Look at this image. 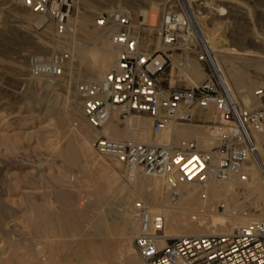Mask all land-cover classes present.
<instances>
[{"label":"rangeland","instance_id":"1","mask_svg":"<svg viewBox=\"0 0 264 264\" xmlns=\"http://www.w3.org/2000/svg\"><path fill=\"white\" fill-rule=\"evenodd\" d=\"M19 1L0 0V204L10 208L9 215L12 213L14 222L16 220L19 225L26 226L30 223L29 219H38L39 216L31 206L40 205L46 211L49 209L48 212L52 215L50 219L52 226L49 229L42 227V233L38 235L41 237L42 234H45L43 237L46 240L51 237V240L55 241L52 242L54 245L56 244L55 247L61 250L63 240L68 238L60 230V224L69 223L70 220L66 219L65 214L60 213L63 211V205L57 196L59 192H69L73 195L69 202L70 209L75 207V209H81L79 202H83L82 206L85 207L92 198L94 199L90 193L91 186L87 183L93 184L95 180L91 178H99L97 174L100 173L97 169L102 167L103 169L107 168V171H113L118 186L103 201L101 211L109 210L107 223L118 227L119 220L115 214L117 200L121 197L122 190L136 189L132 180L133 175L126 172L117 161L99 155L94 148V143L100 136L97 133L102 128L96 129L90 126L82 114V97L78 94L77 86L89 79L83 73L85 65L79 62L77 56H73V43L78 42L84 45L87 50H93L96 55L91 54L89 62L99 65L102 60L101 52L97 48L100 46V39L103 37L108 43H111L114 49L115 47L110 40L109 31L96 25L97 16L103 11L122 10L130 13L137 22L143 24L142 47L153 52L158 47L160 23L157 20L155 26L151 28L149 22L145 21L144 15L136 8L142 6L144 9L143 5L148 2L163 9L167 6L187 11L189 5L188 0H70L73 7L67 28L64 32H59L54 21L48 15H44L42 21L40 20L41 14L30 10L22 0V3ZM197 4L199 7H203L199 12L206 16L205 24L209 32L216 35L226 45L264 49V0H201ZM83 19L87 21L86 30L80 26ZM90 33L97 34V37H89ZM257 39L261 41L258 42ZM38 41L41 44H37ZM205 46L208 52L207 62L200 64L193 60L191 64L195 63L202 68L205 73L202 82L207 79V74H212L222 81L220 69L222 71L223 64L212 56L209 44L205 43ZM53 52H62L68 55L63 76L36 81L37 79L28 69V57L32 54L49 56ZM219 53L223 57V63L233 67L232 71H235L233 73L248 85L247 92L250 95L247 105H244L243 102H240L238 89L223 82L232 98L242 107H259L261 102L255 97V90L264 85V69H256L251 65L262 62L264 58L247 54ZM179 64V55L174 52L173 62L160 75L163 85L190 86V80ZM60 117L70 118L68 124L62 126ZM133 117L139 123L148 119L151 121L147 115ZM118 119L121 127H124L126 119ZM177 125L204 127L203 129L211 133L213 138L220 129L218 128L220 126L219 118L213 107L197 111L193 120ZM81 130L83 135L89 136V139L92 137L90 139L92 154L87 163L69 164L62 157V150L69 138L74 133L75 135L80 133ZM163 134H161L162 137H158L157 143L167 140V142L178 145L183 141H198L196 138L172 139ZM151 136L155 138L152 128ZM214 145H216L215 141L212 147ZM257 156L255 155V158L258 161L261 187L264 189V163L260 162ZM82 165L87 166L89 172ZM96 170L97 172H95ZM90 171L93 174H90ZM142 175L143 178L147 177L143 179V184L147 179L158 178ZM161 180L165 196L167 189L164 180L162 178ZM144 191V188L139 190V197L133 199L131 206L137 201H146L143 195ZM108 207L109 209H107ZM150 207L153 210L156 208L152 205ZM217 210L222 211L223 209L217 208ZM41 223L39 222L37 225L40 226ZM45 228L48 230H43ZM38 235H32L33 237L28 235L29 240L37 241ZM129 245L130 247L133 245V240L131 243H127V248L122 249L123 253L121 252L117 258L118 264H125ZM134 255L139 259L136 251H134Z\"/></svg>","mask_w":264,"mask_h":264},{"label":"built area","instance_id":"2","mask_svg":"<svg viewBox=\"0 0 264 264\" xmlns=\"http://www.w3.org/2000/svg\"><path fill=\"white\" fill-rule=\"evenodd\" d=\"M22 2L35 13L48 15L59 32L66 30L73 7L70 0ZM96 25L109 31L116 62L100 80L77 86L82 114L90 126L102 128L115 113L124 119L147 115L157 137L210 107L216 110L220 124L214 136L216 145L209 150L197 140L146 144L99 136L94 143L96 152L119 162L128 173L162 177L173 203L178 202L183 185L206 186L213 180L244 177L245 163L255 148L251 130L264 132V85L255 90L261 102L256 108L240 106L212 74L188 87L163 85L160 75L173 62L174 52L181 68L193 60L207 62L205 43L185 10L164 8L158 29L161 47L153 52L142 47L143 24L128 12L103 11ZM67 59L62 52L32 54L27 65L34 76L56 79L63 76ZM131 214L138 226L133 245L140 264H264V219L250 221L230 234L167 238L166 246L160 247L157 232L163 229L164 217L153 214L142 200L133 204Z\"/></svg>","mask_w":264,"mask_h":264},{"label":"bare ground","instance_id":"3","mask_svg":"<svg viewBox=\"0 0 264 264\" xmlns=\"http://www.w3.org/2000/svg\"><path fill=\"white\" fill-rule=\"evenodd\" d=\"M198 1L201 0H188L189 9H187V13L192 19L200 38H202L203 42L209 44L210 50L213 53L212 56L223 64V68L221 67L222 71L220 69L222 82H227L232 88L238 89V96L241 100L239 101L247 105L250 95L247 92V83L241 81L240 77L233 73V67L231 68L223 63V57L219 52L232 55L247 54L264 58V49L226 45L216 35H212L205 24L206 16L202 12H199L201 11L200 8L203 7H199ZM143 6L145 7L144 9H142V6L136 9L144 15L145 21L149 22L151 28L155 26L157 20L159 23L161 22L163 8L148 2H145ZM40 16V20H42L44 15ZM80 26L86 30L87 21L83 19L80 22ZM89 37H97V34L90 33ZM257 41L261 40L257 39ZM36 43L41 44L40 41ZM160 47V40H158L157 49ZM97 48L102 55L99 65L89 62L90 55L95 53L91 49V51L87 50L84 45L74 42V50H71L74 52L73 56H77L79 62L85 65L83 73L89 79L88 81L100 80L112 69L116 62V51L106 39L102 37L100 39V46ZM251 66L256 69H264V60ZM181 69H183V72L191 83L200 84L205 77L202 68L195 63H190L189 66ZM33 77L37 79L36 81L46 79L40 76ZM118 118V114L115 113L97 134L112 139L128 140L132 143L161 144L167 142V140H163L157 143L158 137L162 136L159 135L155 138L151 136L152 123L149 119L139 123L137 119L130 116L126 119L125 126L121 127ZM69 120L70 118L68 117H60V124L65 126ZM203 128L188 125L176 126L175 124L163 132V135L166 134L172 139L176 138L178 140L181 138H196L204 149L209 150L212 148L215 140L211 136V133H208ZM82 132L81 130L76 135L74 133L62 150V157L69 164L87 163L89 156L92 154L90 140L92 137L89 139V136L86 137ZM250 134L255 148L245 163L244 177H235L224 182L213 180L206 186L198 184L183 185L181 187L180 198L176 203L171 201L168 190L165 193L166 195H163L162 177L153 180L147 179L146 183L143 184V179L147 178H143V173L141 174L139 171L130 173L133 175L132 180L136 189L122 190V195L117 200L115 207V214L119 220L118 227L114 226L115 228L107 223V212L109 210L101 211V205L107 196L115 190V187L118 186L117 179L113 171H107V168L103 169L99 164L101 167L97 169L98 173H100L97 174L99 178H91L89 176L92 180H95L93 184L87 183L91 186L90 193L94 199L92 198L87 206L83 207V202H79L81 209H75L76 207L74 208L75 210L72 207L70 209L69 202L73 198V195L69 192H59L57 194L63 205V211L61 210L62 212L60 213L65 214L66 219L70 220L69 223L63 222L60 224V230L68 238L63 240L61 250L55 247L56 244L52 243L55 241H52L51 237H48L49 239L46 240L43 237L45 234L40 235L43 238L38 235L42 233V227H48L49 229L52 226L50 221L52 215L48 212L49 209L46 211L40 205L31 206L39 216L38 219H29L30 223L26 226L19 225L15 219L14 222L13 216H11L12 213L9 215L10 208L0 204V264H118L117 258L121 255L122 249L126 247L127 243L132 242L133 236H135L138 230V226L132 218L131 203L134 198L139 197V190L142 188L145 189L143 195L147 202L143 201L149 207L152 205L159 209L154 208L155 210H153L150 207L151 212L153 214H161L164 217L163 229L157 232V235L161 238L160 247L166 246V239L169 237L230 234L250 221L262 220L264 217V189L261 187L258 161L255 155H258L257 157H259L260 162L264 163V132L251 130ZM255 150H258V152H255ZM82 167H86V171L89 170L87 166L82 165ZM91 171L90 174H93ZM217 208H222L223 210L219 211ZM39 222H42L40 226H38L39 224L37 225ZM36 234L39 237L38 240L35 241L32 238L33 241H30L28 235L33 237L32 235L35 236ZM134 251V245H131V247L129 245L128 257L125 264L141 263L140 258L138 259L134 255Z\"/></svg>","mask_w":264,"mask_h":264}]
</instances>
